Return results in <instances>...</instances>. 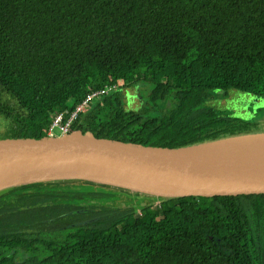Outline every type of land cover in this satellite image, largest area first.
Returning a JSON list of instances; mask_svg holds the SVG:
<instances>
[{"label":"trees","instance_id":"1","mask_svg":"<svg viewBox=\"0 0 264 264\" xmlns=\"http://www.w3.org/2000/svg\"><path fill=\"white\" fill-rule=\"evenodd\" d=\"M111 83L71 130L169 147L259 133L264 107L204 102L264 99V0H0V135L46 136ZM155 199L79 178L2 187L0 264H264V195Z\"/></svg>","mask_w":264,"mask_h":264},{"label":"water","instance_id":"2","mask_svg":"<svg viewBox=\"0 0 264 264\" xmlns=\"http://www.w3.org/2000/svg\"><path fill=\"white\" fill-rule=\"evenodd\" d=\"M244 94L232 89L223 100L232 116H248L238 102ZM256 106L264 107V99ZM48 178H79L159 198L264 195V133L176 147L79 129L55 137L0 135V188Z\"/></svg>","mask_w":264,"mask_h":264},{"label":"built area","instance_id":"3","mask_svg":"<svg viewBox=\"0 0 264 264\" xmlns=\"http://www.w3.org/2000/svg\"><path fill=\"white\" fill-rule=\"evenodd\" d=\"M117 86V83L102 84L95 89L86 91L83 96L74 94L71 102L67 103L64 108H62L53 116L51 123L47 129V135L55 137L64 135L71 131L73 123L77 122L78 119L86 111H88L91 102L95 98L104 96L111 90L116 89ZM160 200L161 198H156V200L154 201V207L160 206ZM135 212L140 213L138 207L135 208Z\"/></svg>","mask_w":264,"mask_h":264},{"label":"rangeland","instance_id":"4","mask_svg":"<svg viewBox=\"0 0 264 264\" xmlns=\"http://www.w3.org/2000/svg\"><path fill=\"white\" fill-rule=\"evenodd\" d=\"M139 88H136V89H133V88H125L124 89V103L127 105V106H134L135 104L139 103L142 101V98L144 97L142 91L139 89ZM205 105L206 106H212L216 109H225L222 105V108L221 106L219 105V100L217 98H212V99H208L206 100L205 102ZM10 105L12 106V108L14 109V111H17L19 110V107L17 106V104L13 101H10ZM229 110V109H228ZM260 111H257L254 115H249L251 118L256 116L257 113H259ZM264 111L262 110L261 113H263ZM261 113L259 114L258 117H255L257 119L259 118H262L263 115H261ZM261 120V119H259ZM6 126H7V120L2 116L0 115V133L4 132L6 130ZM260 130H259V133H264V122L263 123H260ZM154 198H158V196H154ZM156 200V199H155ZM154 200V201H155ZM136 207H138L136 205Z\"/></svg>","mask_w":264,"mask_h":264},{"label":"flooded vegetation","instance_id":"5","mask_svg":"<svg viewBox=\"0 0 264 264\" xmlns=\"http://www.w3.org/2000/svg\"><path fill=\"white\" fill-rule=\"evenodd\" d=\"M230 91L231 90L219 92L220 96L217 97V99L219 100V105L221 106V108L223 105L222 104L223 100L229 97ZM257 99H260V98L249 95V94H244L243 100L242 101L238 100V102H239V105L245 107L248 110V115H254L260 108H262V107L256 106V100ZM226 110H228V109H226ZM229 112L231 114L233 113L232 110H229Z\"/></svg>","mask_w":264,"mask_h":264}]
</instances>
